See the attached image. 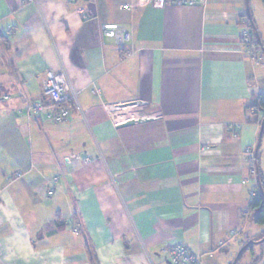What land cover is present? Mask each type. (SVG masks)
Segmentation results:
<instances>
[{
    "label": "crops",
    "instance_id": "0c3cea01",
    "mask_svg": "<svg viewBox=\"0 0 264 264\" xmlns=\"http://www.w3.org/2000/svg\"><path fill=\"white\" fill-rule=\"evenodd\" d=\"M262 15L264 0H0V264H167L174 243L230 264L257 241L244 148L264 51L254 66L239 32L264 49ZM47 70L76 91L58 125L17 112Z\"/></svg>",
    "mask_w": 264,
    "mask_h": 264
},
{
    "label": "built area",
    "instance_id": "2783aa9c",
    "mask_svg": "<svg viewBox=\"0 0 264 264\" xmlns=\"http://www.w3.org/2000/svg\"><path fill=\"white\" fill-rule=\"evenodd\" d=\"M185 3L193 4L194 1H185ZM127 8V5L123 6ZM103 33L106 37L114 40L117 47L124 50L126 55L134 53V45L132 42V35L124 27L118 25H105L103 26ZM239 41L242 51L247 59H249L254 66L261 65L263 59L261 51L256 45L255 33L250 26L246 23L242 25L239 32ZM41 95L42 99L37 101H26L23 108L17 112L24 113L31 119L43 118L44 121L51 124H62L70 115V107H78L76 98V91L69 87L68 78L66 73H54L52 71H45L41 78ZM19 96L23 94L17 93ZM2 99H10V95L2 96ZM244 155L246 162L249 166L251 175L256 178V160H255V146H246L244 148ZM20 175H9L8 180H14ZM58 181L57 177L49 181L47 194L52 195L54 192L53 184ZM258 186L249 191V196L252 199L258 194ZM71 232H77V225L74 222L70 223ZM165 252L167 255V264H201L203 255L192 252L183 243H174L166 246ZM208 258H212L213 250L207 253ZM150 264H153L152 262Z\"/></svg>",
    "mask_w": 264,
    "mask_h": 264
},
{
    "label": "trees",
    "instance_id": "16d2710c",
    "mask_svg": "<svg viewBox=\"0 0 264 264\" xmlns=\"http://www.w3.org/2000/svg\"><path fill=\"white\" fill-rule=\"evenodd\" d=\"M255 40H256V45L258 46L259 50H262L263 46H262V43H261V41L259 39V36H258V39H256V37H255ZM254 107H256L259 110H261L263 112V117H264V94H260V95H258L256 97L255 103H254ZM263 135H264V126H263L261 139H262ZM261 139H260V141L258 140L259 144H258V141H257V145H256L257 150H258V148L260 146ZM255 160H256V164H257L258 190H259V188H261L262 191H263V194H264V178H263L261 172L258 169V155H257V153H256V156H255ZM251 208L255 212L254 222L256 224H258V225H264V197L262 196L260 191L258 192V194L255 197H253L251 199ZM263 237H264V233L259 237V239L257 241L261 240ZM258 244L259 245H262V244L264 245V241L261 242V243H258ZM252 246H254V244L253 243H249L246 247L242 246L239 249V253H238V256H237V261H236L235 264H239V259H240V257L242 256L243 253H245L248 250L252 251V249H251ZM259 258L260 259L256 260V262H254L255 259H252L251 264H264V249H263V251L261 253V257H259Z\"/></svg>",
    "mask_w": 264,
    "mask_h": 264
},
{
    "label": "rangeland",
    "instance_id": "374dc122",
    "mask_svg": "<svg viewBox=\"0 0 264 264\" xmlns=\"http://www.w3.org/2000/svg\"><path fill=\"white\" fill-rule=\"evenodd\" d=\"M262 21H264V15H262ZM261 153H264V135L263 138L261 139ZM257 171V169H256ZM254 217V215H252V218ZM252 251L248 250L245 253L242 254V256L239 259V264H251L252 259H255L254 262H256V260L260 259L259 257H261V253L264 249V245H259V244H255L254 246H252ZM233 262V260L231 261V263Z\"/></svg>",
    "mask_w": 264,
    "mask_h": 264
},
{
    "label": "water",
    "instance_id": "95a60500",
    "mask_svg": "<svg viewBox=\"0 0 264 264\" xmlns=\"http://www.w3.org/2000/svg\"><path fill=\"white\" fill-rule=\"evenodd\" d=\"M256 36H257V34H256ZM262 50L264 51V49H262ZM263 126H264V117H263V119H262V121H261L260 128H259V133H258V140H259V141H260V139H261V135H262V131H263ZM259 141H258V144H259ZM256 150H257V147L255 148V156H256ZM259 191H260V193L262 194V196L264 197V194H263V191H262L261 188H259ZM263 241H264V237H263L261 240H259V241H255V242L250 241L249 243L258 244V243H261V242H263ZM249 243H247L244 247H246ZM244 247H243V248H244ZM237 256H238V254H237ZM237 256L234 258V260H233V262H232L231 264H235V263H236V261H237Z\"/></svg>",
    "mask_w": 264,
    "mask_h": 264
},
{
    "label": "flooded vegetation",
    "instance_id": "af4514ba",
    "mask_svg": "<svg viewBox=\"0 0 264 264\" xmlns=\"http://www.w3.org/2000/svg\"><path fill=\"white\" fill-rule=\"evenodd\" d=\"M249 243V242H248ZM245 246V245H244Z\"/></svg>",
    "mask_w": 264,
    "mask_h": 264
}]
</instances>
